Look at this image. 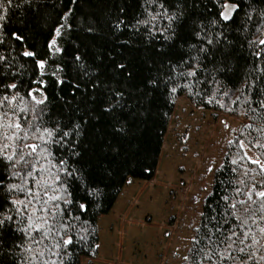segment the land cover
<instances>
[{"label": "snow or ice", "instance_id": "obj_1", "mask_svg": "<svg viewBox=\"0 0 264 264\" xmlns=\"http://www.w3.org/2000/svg\"><path fill=\"white\" fill-rule=\"evenodd\" d=\"M82 3L53 16L49 0H0V264H75L76 249L99 248L89 209L131 183L179 95L264 120V0H120L78 15ZM13 6H27L15 27ZM243 127L259 135L227 140L228 159L206 166L221 191L205 183L184 264H264V124Z\"/></svg>", "mask_w": 264, "mask_h": 264}, {"label": "rangeland", "instance_id": "obj_2", "mask_svg": "<svg viewBox=\"0 0 264 264\" xmlns=\"http://www.w3.org/2000/svg\"><path fill=\"white\" fill-rule=\"evenodd\" d=\"M246 123L245 115L203 109L178 97L155 177L130 179L113 209L99 219L98 256L83 257L81 264H184L204 185L213 186L206 166L219 164L227 140L236 139Z\"/></svg>", "mask_w": 264, "mask_h": 264}, {"label": "trees", "instance_id": "obj_3", "mask_svg": "<svg viewBox=\"0 0 264 264\" xmlns=\"http://www.w3.org/2000/svg\"><path fill=\"white\" fill-rule=\"evenodd\" d=\"M14 2H18V0H14ZM68 2L69 0H62V3L61 0H49L50 4H55V8L50 9L52 15L55 16L56 12L60 11L61 8H66ZM119 4H120V0H103V2H101V0H91V3H82V6L78 8V15L86 14L90 10L99 12L101 9L104 10L110 9L112 13H115ZM26 11H27V6H24L21 9H16L13 6V8L10 10L11 24L13 27L16 26V21L19 18H21L22 15L26 14ZM129 35H130L129 33L125 32L124 38H128ZM131 39L138 41L139 37L132 36ZM240 56H241V59L239 61L240 65L245 64V58L251 60V57L248 56L247 49H245V51L241 53ZM241 75L242 72H238L237 75L231 77L234 85L237 86L239 85ZM180 96H183V94L179 95L178 97ZM178 97H176L175 100ZM174 108H175V104L169 105L163 109L164 111H169L170 109L168 117L164 119L161 122V126L156 127L148 137L145 144V152L140 156L139 161L133 162L132 164L129 165L131 171L126 174V180L139 179L144 181H150L155 177L164 145V137L166 135L170 118L172 116ZM203 109L217 110L232 115H245V113H247L245 117L248 120L249 117H252L254 126L264 124V120L253 117L252 113L249 112L247 108L244 107L243 103H239L236 105L228 104L224 108H220L217 105H205ZM242 132L244 133V137L247 139H251L252 136L259 135V133L253 131L252 129L245 130L243 128ZM249 132H251V136L249 135ZM239 138H241L240 134L237 136L236 139H234V141ZM231 151L233 156L237 155L239 153V145L234 144ZM224 159L227 160L228 158L225 157ZM244 163L247 164V161H244ZM250 167L255 168V165H250ZM218 178L222 179L223 177H218ZM126 184H127L126 181L113 183L111 187L108 189L107 194L102 201L101 207L100 208L92 207L89 209V214L86 218L90 220L92 227L95 228V232L92 237L94 244L99 245L100 237H99L98 223L100 217L104 214H108L113 209ZM211 191H214L213 198H215V193L221 191L219 184L216 183L214 180ZM209 202L212 201L210 200ZM98 253H99V248H94V247L90 248L88 246H85L83 249H76L75 264H81V260L83 257H88L91 259L96 258L98 256Z\"/></svg>", "mask_w": 264, "mask_h": 264}]
</instances>
